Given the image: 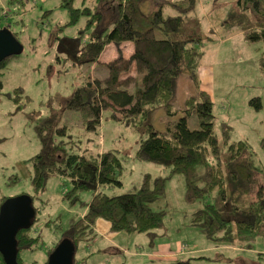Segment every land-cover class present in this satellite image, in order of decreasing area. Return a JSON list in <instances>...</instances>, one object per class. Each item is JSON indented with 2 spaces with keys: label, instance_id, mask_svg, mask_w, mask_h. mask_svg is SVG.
<instances>
[{
  "label": "trees",
  "instance_id": "obj_1",
  "mask_svg": "<svg viewBox=\"0 0 264 264\" xmlns=\"http://www.w3.org/2000/svg\"><path fill=\"white\" fill-rule=\"evenodd\" d=\"M148 3L149 0H61L60 7L70 16L65 26L75 25L82 17L87 19L82 31L87 37L81 53L87 56L83 63L102 66L108 74L104 78L86 75L84 83L60 105L63 110L79 112L88 130L96 131L103 120L137 128L140 136L134 158L163 165L169 169V176L157 178L151 185L148 175L138 191L108 196L103 188L123 185L124 152L77 154L69 146L71 141L63 139L71 136L67 126H60V111L55 110L44 119L30 115L38 123L42 145L41 152L32 160L35 191L43 190L50 176L60 175L72 181V190L66 195L72 203L85 204L82 193L92 192L91 200L85 204V215L71 224L50 249L49 256L66 238L75 248L80 241L93 240L99 219L113 231L145 233L153 240L157 231L164 228L165 211L154 210L152 204L164 196L167 180L176 174L185 177L189 203L204 201L216 191L214 202H205L192 218V225L209 239L232 243L237 237H264V174L258 167L257 153L248 140H231L230 125L223 124L218 132L212 97L200 84L205 45L213 39L204 34L200 21L193 15L196 0L174 3L178 12L174 16L165 15V5L150 13L142 12L141 8ZM224 27L231 35L241 32L247 43L262 42L264 49V0H238ZM13 35L19 41L17 34ZM125 43L133 46L129 58L122 54ZM112 44L118 48L117 57L104 63L101 56ZM10 58L0 62V70L6 68ZM258 69L264 80V50ZM182 77L190 81L193 90L179 109L174 100ZM3 88L0 79V93ZM23 94L22 89L16 90V103L21 104ZM249 105L256 112L263 110L259 97L252 98ZM157 107H163L171 118L178 116L167 122L162 131L151 122V112ZM192 120L196 128L191 127ZM260 146L264 151V138ZM6 199L2 198L0 207ZM35 210L32 226L37 220ZM31 228L17 235L19 264L20 252L35 249L40 241V237L31 234ZM0 264H6L1 253ZM172 264L191 263L188 260Z\"/></svg>",
  "mask_w": 264,
  "mask_h": 264
},
{
  "label": "rangeland",
  "instance_id": "obj_2",
  "mask_svg": "<svg viewBox=\"0 0 264 264\" xmlns=\"http://www.w3.org/2000/svg\"><path fill=\"white\" fill-rule=\"evenodd\" d=\"M180 1L149 0L141 11L150 13L165 5V15L174 16L178 12L173 4ZM237 1L196 0L193 15L200 21L204 34L213 39L212 43L206 42L205 62L223 61L221 68L224 74L228 73L230 67L229 78L238 82L232 85L230 94L220 101L229 106L230 101L234 103L236 99L240 100V94L249 90L247 92H253L249 98H261L264 109V80L252 67V64L256 67V60L262 56L263 43L250 44L239 37L229 40L231 34L224 27L228 15L237 7ZM19 2L0 0V29L7 26L8 31L17 34L24 47L22 54L11 57L6 68L0 70V79L4 85L0 93V204L4 197L22 194L33 197L37 220L30 232L40 237V241L35 249L20 252L21 263L45 264L50 249L56 246L74 221L85 215V204L91 200L92 192L82 193L85 204L79 201L72 203L66 198L72 190V181L60 175L50 176L44 189L39 193L35 191L32 184V160L41 152L42 145L36 128L38 123L33 122L30 115L44 119L51 116L53 111H60V126H67L71 136L63 139L71 141L69 146L77 154H99L105 150H121L127 154H122L123 185L103 188L108 196L138 191L148 175L151 177V185H154L157 178L169 176V169L134 158L140 136L137 128L116 120H103L96 131L88 130L79 112L63 110L60 102L84 83L86 75L104 78L108 70L83 63L87 58L81 54L87 40L82 35L87 20L85 17L75 25L65 26L70 16L67 10L60 7L61 0ZM76 6H80V2ZM122 54L129 58L133 54V46L125 43ZM116 57L117 49L112 44L103 52L101 61L108 63ZM247 69L253 74L246 80L244 74ZM234 71L237 73L234 74ZM250 80L251 84L247 85ZM17 89L24 91L21 104L14 100ZM192 90L190 81L182 77L174 100L176 108L181 109L183 101ZM220 101L216 110L224 115ZM177 118L167 116L163 107H157L151 112V122L160 131L166 129L167 122ZM196 126L192 120L191 127ZM231 126V140L250 142L257 153L256 160L261 174H264V151L258 134L252 131L253 120L231 123ZM261 132L264 136V127ZM243 133L248 134L250 140ZM215 196L216 191L204 201L189 203L186 201L184 175H171L164 196L152 204L154 210L165 211L164 228L157 231V237L152 240L145 233L116 232L110 229L107 222L99 219L95 238L80 241L76 246L74 263L172 264L190 260L191 264H264L263 236L248 235L237 237L232 243H215L192 225L193 214L203 208L205 202H214ZM161 246H165L168 253ZM173 253L175 257L170 260L164 258L166 254Z\"/></svg>",
  "mask_w": 264,
  "mask_h": 264
},
{
  "label": "water",
  "instance_id": "obj_3",
  "mask_svg": "<svg viewBox=\"0 0 264 264\" xmlns=\"http://www.w3.org/2000/svg\"><path fill=\"white\" fill-rule=\"evenodd\" d=\"M23 45L7 29H0V62L18 56ZM36 216L33 199L27 195L8 198L0 207V253L6 264L18 263L17 235L31 228ZM75 246L68 238L62 240L48 258L47 264H74Z\"/></svg>",
  "mask_w": 264,
  "mask_h": 264
},
{
  "label": "crops",
  "instance_id": "obj_4",
  "mask_svg": "<svg viewBox=\"0 0 264 264\" xmlns=\"http://www.w3.org/2000/svg\"><path fill=\"white\" fill-rule=\"evenodd\" d=\"M237 37L243 39L241 32H236L232 35H229V40H231V39L234 40ZM221 41H223V40H221ZM212 42L213 41H211L210 43H212ZM205 58H206V53L203 57V60L201 62V66L199 68V79H200V84H201L202 89L207 91L212 97V100L214 103V115L216 118V123H215L216 129L220 131L223 124H227V125L231 126V123H235V122L241 123V122H244L246 120H253L252 131L254 133L258 134L259 139L264 138V136L261 132V128L264 127V118H263L264 109L260 112H256L249 105L250 99H252V98H249L250 97L249 95L253 92H251V91L247 92L249 90L243 91V93L240 94V96H241L240 100L236 99V101L234 103L230 101L229 106H227L224 102H221L220 100L224 99L225 96L230 94L229 92L233 88L232 85H234L238 82H237V80L229 78L230 67H229L228 73L224 74V70H222V68H221V65L224 64L223 61L213 62V63L210 62L207 64L205 62L206 61ZM260 58L258 60H256V62H255L256 67L254 66V64H252L253 65L252 67L256 71H258L257 72L258 74H260L259 69H257ZM231 72H232V68H231ZM236 73H237V71H234V74H236ZM252 74H253V72L250 69H247L245 74H244V78L247 80L252 76ZM260 76H261V74H260ZM251 80H250V83L247 85L251 84ZM255 88L253 90H255ZM236 98H238V97H236ZM219 101L223 106L222 111L224 112V115L218 113L216 110V106H217V103ZM257 116H260V117H257ZM232 131H233V128L231 130V135H232ZM244 135H245V138L250 140V138H249L250 136L248 134H244ZM161 249L168 253V251L166 250L167 248L165 246H161ZM173 256L175 257V253L166 254L164 256V258H167V260H170V258H173Z\"/></svg>",
  "mask_w": 264,
  "mask_h": 264
},
{
  "label": "bare ground",
  "instance_id": "obj_5",
  "mask_svg": "<svg viewBox=\"0 0 264 264\" xmlns=\"http://www.w3.org/2000/svg\"><path fill=\"white\" fill-rule=\"evenodd\" d=\"M115 46V45H114ZM116 49L118 50V48L116 47Z\"/></svg>",
  "mask_w": 264,
  "mask_h": 264
}]
</instances>
